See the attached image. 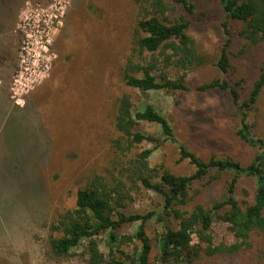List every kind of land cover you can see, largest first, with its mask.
Returning a JSON list of instances; mask_svg holds the SVG:
<instances>
[{
  "label": "rangeland",
  "instance_id": "obj_1",
  "mask_svg": "<svg viewBox=\"0 0 264 264\" xmlns=\"http://www.w3.org/2000/svg\"><path fill=\"white\" fill-rule=\"evenodd\" d=\"M141 1L145 8L139 0H0V264H88L82 246L72 256L58 258L48 239L57 213L72 209L76 191L96 174L110 185L121 181L129 194L125 213H155L144 223L151 239L164 223L175 225L162 211L163 197L127 177L130 161L143 149H151L150 167L177 175L194 170L187 160H179V143L205 160L230 157L243 164L261 151L235 135L237 117L227 91H143L124 84L122 67L136 20L150 9ZM190 1L192 12L169 1L171 9L165 12L170 21H189L187 33L205 58L203 65L186 72L185 82L242 79L240 92L246 97L258 76L264 43L254 60L239 54L244 39L228 21L231 67L221 73L215 61L224 39L223 11L215 0ZM181 73L176 67L168 70L170 77ZM122 94L130 96L133 111L152 105L168 121L175 141L158 124L139 121L136 131L151 138L130 152L115 150L114 116ZM249 122L252 133L264 139V89ZM232 176L211 170L190 186L189 201L181 209L221 198ZM254 188L252 177H239L234 194L240 202H251ZM139 223H126L117 232L132 234ZM226 226H212L215 244L232 242ZM98 240L107 253L106 237ZM192 242H197L195 236ZM137 244L124 249L132 253ZM242 257L203 256L193 264H263Z\"/></svg>",
  "mask_w": 264,
  "mask_h": 264
},
{
  "label": "trees",
  "instance_id": "obj_2",
  "mask_svg": "<svg viewBox=\"0 0 264 264\" xmlns=\"http://www.w3.org/2000/svg\"><path fill=\"white\" fill-rule=\"evenodd\" d=\"M139 1L141 8H145L143 1ZM145 1L150 9L136 20L131 52L122 67L124 84L143 91H227L237 117L235 135L261 151L255 153L249 163L243 164L230 157L211 156L205 160L179 143V160H187L194 170L188 175H177L165 168L150 167L151 149H143L130 161L127 177L160 194L163 197L162 211L176 224L164 223L163 230L151 239L144 223L155 213H125L123 210L129 194L121 188V181L110 185L103 175L96 174L76 191L74 207L57 213L51 223L53 234L48 239L51 253L58 258H67L74 254L73 249L82 246L81 256L88 264H193L203 256H246L255 263L264 264V139L252 133L253 124L249 122V112L255 108L264 89V56L258 64V76L244 98L240 92L242 79L230 83L217 77L188 85L186 72L203 65L205 58L187 33L189 21L183 18L170 21L165 12L171 9L169 2L182 6L187 12L193 11V3L190 0ZM215 1L225 17L221 23L224 39L215 66L221 73H226L231 67L228 21L232 22V27L238 28V34L244 39L238 53L254 60L256 48L264 43V0ZM171 67L182 70V73L170 77L168 70ZM139 121L158 124L163 134L175 141L168 121L152 105L133 111L130 96L122 94L114 116L117 136L112 139V145L115 150L127 153L143 140L151 138L136 131ZM211 170L233 173L223 196L208 206L198 203L191 210H182L181 207L189 201L190 186L201 181ZM249 176L255 184L252 201L240 202L234 194L237 181L239 177ZM157 219L162 220L163 216L157 215ZM137 221L140 223L132 234L117 232L124 224ZM217 222L227 225L232 242H213L212 226ZM100 235L106 237L107 253L99 248ZM193 236L197 239L195 243L192 242ZM134 241L138 244L133 252L125 251L124 246Z\"/></svg>",
  "mask_w": 264,
  "mask_h": 264
}]
</instances>
